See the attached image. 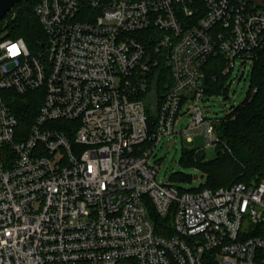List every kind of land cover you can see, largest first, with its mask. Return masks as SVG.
Returning a JSON list of instances; mask_svg holds the SVG:
<instances>
[{"label":"built area","instance_id":"built-area-1","mask_svg":"<svg viewBox=\"0 0 264 264\" xmlns=\"http://www.w3.org/2000/svg\"><path fill=\"white\" fill-rule=\"evenodd\" d=\"M33 10L45 38L33 51L0 34V264H264V239L248 235L264 221V178L183 190L157 183L147 162L179 133L200 129L219 145L214 122L225 117H203L199 103L206 64L221 56L230 75L253 63L264 0H39ZM161 65L171 78L159 92ZM37 90L39 111L17 135L3 92ZM184 114L191 123L174 131ZM168 215L160 235L153 217Z\"/></svg>","mask_w":264,"mask_h":264},{"label":"trees","instance_id":"trees-1","mask_svg":"<svg viewBox=\"0 0 264 264\" xmlns=\"http://www.w3.org/2000/svg\"><path fill=\"white\" fill-rule=\"evenodd\" d=\"M38 1L21 0L13 6L10 14L0 21V34L7 38H21L35 48L40 42H44L41 26L33 10ZM224 66L225 62L221 56L208 59L205 68L208 94H219L222 90H227L225 86L229 75L222 73ZM155 70L156 72L151 73V76H156L153 84L162 92L163 85L168 83L171 77L163 65ZM249 86L248 93L251 89H256L254 95L246 97L239 107L234 108L224 120L214 125L219 139L215 158L205 161L201 150L184 153L185 165L195 163L206 173L205 184L199 189L208 188L216 191L238 182L255 185L264 178V48L257 53L251 64ZM3 97L18 119L17 135L28 131L39 111L41 91H31L25 95L3 92ZM169 218L170 215L167 218L153 217L158 234L168 235L165 232L167 229L165 223L169 222ZM248 235L264 239V221L254 226Z\"/></svg>","mask_w":264,"mask_h":264},{"label":"rangeland","instance_id":"rangeland-1","mask_svg":"<svg viewBox=\"0 0 264 264\" xmlns=\"http://www.w3.org/2000/svg\"><path fill=\"white\" fill-rule=\"evenodd\" d=\"M25 43L31 51L34 50L35 46ZM250 69L251 64H241L240 61L236 63L226 80L225 87L227 90H222L219 94H209L199 102L203 117L212 121L215 118H224L230 113L231 108H237L244 102L250 88ZM149 108L151 109V107ZM185 108L186 106L181 111H184ZM191 121V117L184 114L179 117V121L174 126V131L184 128ZM216 147V145H205L204 133L200 129L193 130L189 136H183L179 133L161 139L155 145V149L147 162L155 171L157 183L174 185L183 190H195L205 184L206 173L195 163L185 165L183 163L184 153L201 150L204 154V160L210 161L216 156ZM227 152H229V148Z\"/></svg>","mask_w":264,"mask_h":264},{"label":"water","instance_id":"water-1","mask_svg":"<svg viewBox=\"0 0 264 264\" xmlns=\"http://www.w3.org/2000/svg\"><path fill=\"white\" fill-rule=\"evenodd\" d=\"M21 0H0V20H2Z\"/></svg>","mask_w":264,"mask_h":264},{"label":"clouds","instance_id":"clouds-1","mask_svg":"<svg viewBox=\"0 0 264 264\" xmlns=\"http://www.w3.org/2000/svg\"><path fill=\"white\" fill-rule=\"evenodd\" d=\"M0 47H2V46H0ZM12 52H13V55L18 54L17 51H16V46L15 45H12Z\"/></svg>","mask_w":264,"mask_h":264},{"label":"bare ground","instance_id":"bare-ground-1","mask_svg":"<svg viewBox=\"0 0 264 264\" xmlns=\"http://www.w3.org/2000/svg\"><path fill=\"white\" fill-rule=\"evenodd\" d=\"M166 138V137H165Z\"/></svg>","mask_w":264,"mask_h":264}]
</instances>
